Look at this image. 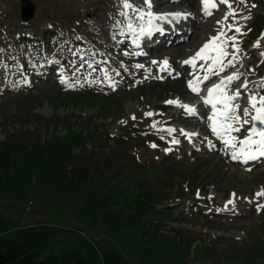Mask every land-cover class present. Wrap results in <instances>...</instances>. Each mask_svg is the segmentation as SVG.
<instances>
[{"label":"rangeland","instance_id":"obj_1","mask_svg":"<svg viewBox=\"0 0 264 264\" xmlns=\"http://www.w3.org/2000/svg\"><path fill=\"white\" fill-rule=\"evenodd\" d=\"M34 1L36 14L24 24L21 0H0V69L18 67L11 71L12 77L0 75V148L9 152L11 160V172L0 182V210L14 211L17 225L47 223L81 230L95 242L103 264H264V208H256L257 203L264 204V197H256L264 188V161L242 165L230 160L223 141L207 133L204 121L166 103L178 98L185 105L192 104L188 101L194 92L187 87L191 76L186 70L178 71L185 74L183 78L182 74L160 76L144 70L150 66L156 71L158 59L172 48L177 52L168 61L180 60L184 66L185 55L221 29L225 48L242 61L235 66L234 58H225L226 64L232 60V69L218 76L201 70L200 75L207 74L209 79L200 89L212 77L219 80L242 73L244 77L227 88L228 94L242 88L236 102L242 114L250 93L264 95V0H243L237 23L227 19L218 24L226 9L219 5L198 23L199 34L177 48L151 50L156 54L151 61L148 56L135 59L126 54L123 42L120 50L117 44L112 46L127 21L120 14L122 9L110 4L122 2ZM131 3L146 7L144 0ZM177 3H158L154 11H199L202 7L201 0ZM137 15L130 16L135 19ZM197 18L191 14L187 19ZM232 36L235 41L227 39ZM175 38L180 43L182 36L177 33ZM134 39L133 35L130 41ZM233 43L238 52H233L237 51ZM12 51L17 53L12 55ZM36 53L54 61L56 67L40 75L47 68L34 64ZM71 53L102 60L101 69L107 64L117 85L97 87L107 81L98 69L99 73L80 71L85 79L91 75L93 84L79 86L77 77L61 84V69L67 75L71 71L80 75L73 68L76 57L69 59ZM153 61L155 65H147ZM253 69H260L261 76L247 78ZM85 79L83 84L89 82ZM245 81L247 89L241 87ZM147 112L154 115L147 116ZM176 116L182 123L171 120ZM247 127L238 131L240 139ZM184 133L198 135L189 138ZM173 139L180 142L172 143ZM233 193L235 205L225 209Z\"/></svg>","mask_w":264,"mask_h":264},{"label":"snow or ice","instance_id":"obj_2","mask_svg":"<svg viewBox=\"0 0 264 264\" xmlns=\"http://www.w3.org/2000/svg\"><path fill=\"white\" fill-rule=\"evenodd\" d=\"M203 5V12L205 15L211 16L212 11L210 9L217 8L216 0H201ZM220 4H225L229 9L232 8L229 0H219ZM147 10L143 7H137L131 3V0H122V5L124 9H129L138 13L135 19L128 15L127 12L121 11V15L127 17V29L129 32H132L134 36L144 37L151 35L153 30H161L160 26L155 23L158 20H168L172 22L173 19H187L191 13L185 12H169V13H156L152 11L153 0H144ZM254 6V5H253ZM230 15H234V11H229L227 15L224 16L226 21ZM250 18V17H247ZM221 23V21H217ZM237 32L240 31L239 28L236 29ZM218 35H214L208 38V41L204 43L197 51H195L188 59L182 61L183 64L192 65L196 67L197 61H212V65L209 66L208 71L212 75H219V72L224 71L225 67L232 66V60H229L227 64L224 63L226 56L230 53L225 48V40L221 37L225 36L223 30H217ZM81 39V37H77ZM232 41H235L236 37H228ZM137 40H134V43H137ZM257 47L259 42H257ZM232 47H236L235 43L232 44ZM239 49L237 48V52ZM127 54V53H126ZM95 55V53H93ZM233 58L235 59V54ZM154 63H156L154 61ZM163 64L169 66L167 59L163 61ZM139 68H143V65H137ZM203 67V65H201ZM218 69V71L216 70ZM163 70V69H162ZM63 72V69H61ZM240 74L232 73L230 76H226L220 79L219 83L212 85L208 88L207 95L203 97L204 103L206 105H211L212 114L207 117L211 122L210 127L212 133L215 134L224 144L231 149V158L235 161H242L244 164H248L249 161H254L259 158H264V95L249 94L248 106L243 109L242 114L240 113V105L235 103L237 98L241 95L240 89L237 88L234 93L229 95L227 93L228 85L233 80H238ZM162 79V77H157ZM105 79H108L111 82V77L108 75L107 70H105ZM209 76L205 74L203 77H194L188 79L187 87L194 93L200 92V85L203 81H207ZM30 83V81L28 82ZM61 83H65L64 78H61ZM91 83V81H89ZM247 81H245L241 87L247 89ZM70 87H74V84H69ZM114 86V84H113ZM168 104H176L177 106L186 109L191 114H196V108L194 106H189L183 104L178 98L176 100H167ZM147 116H153V112L145 113ZM136 117L133 115L132 119ZM122 123H124L122 121ZM245 125H249L245 129L246 135L243 139H240L237 136H234L233 133L243 128ZM168 131L174 132L175 129H168ZM186 136L191 138L198 133H184ZM180 141L173 139L172 143L178 144ZM156 147L155 144L151 145ZM166 151H171V149H166ZM251 171V169H247ZM199 195V193H198ZM256 197H264V188L256 193ZM251 202V201H249ZM229 205L234 207L235 205V193L232 194L226 204L225 209ZM257 210L264 208V204L257 203Z\"/></svg>","mask_w":264,"mask_h":264},{"label":"bare ground","instance_id":"obj_3","mask_svg":"<svg viewBox=\"0 0 264 264\" xmlns=\"http://www.w3.org/2000/svg\"><path fill=\"white\" fill-rule=\"evenodd\" d=\"M93 1H95V3H99V2H108L109 4H110V1H114V2H122V0H93ZM179 2H183V1H185V0H178ZM188 2L190 1V2H192L193 0H187ZM232 1H234V2H232ZM229 0V2L231 3V5H232V8L231 9H229L228 8V6L227 5H223V4H220V2H219V0H216V2H217V5L219 6L220 5V7H226V9H224L223 10V13H222V16H225V15H227L228 14V12L229 11H236L237 13L235 14V16L234 15H230L229 17H228V19H230L231 21L233 20V21H235L236 23H237V17L241 14V13H243L242 12V10L240 9L241 8V5H242V7H244L243 6V3H244V1L242 0V1H240V0ZM158 3L159 2H156L155 0H153V8H152V11L153 12H156V13H169V12H176L177 10H178V12H185V13H191V14H196L197 15V20H198V23H201L203 20H205V19H207V16L206 15H204V12H203V5H202V7L200 8V10L199 11H194V10H190V11H188V10H185V9H183V8H181V9H177V10H172L171 11V8H167L166 10H164L163 12H157V11H154V9H155V6L156 5H158ZM164 4V3H163ZM111 6H112V8H114V9H116V8H121L122 9V11L124 10V12H127L128 13V15L130 16L131 14H133V12H135V11H132V10H129V9H124L123 8V5H122V3H111L110 4ZM134 5H136L137 6V4H134ZM173 6V5H172ZM141 7H143V8H145V10H147V8L145 7V6H141ZM216 8H214V10H215ZM211 11L213 10V9H210ZM191 16V15H190ZM126 21H127V17H125L124 18ZM174 21H175V19H173ZM172 20V22H169L168 20H158V21H155V22H157L156 24H158L159 26H160V29L161 30H153V32H152V34L151 35H148V36H144V39H143V37L142 38H140L139 40H137V41H142L143 42V46L142 47H149L150 48V51L151 50H153V52H156V51H159V50H161V51H163V50H165V44L163 43L164 41H166L168 44H169V46H172V45H175L176 46V48H177V46L178 45H181V44H185V43H187L190 39H191V36L194 34V35H197V34H199V31H196L195 30V28L197 27V25H198V23H195V22H192V21H189L188 19H180V20H176L178 23H174V21ZM195 21V20H194ZM218 21H225V20H221V19H219ZM226 22V21H225ZM235 23V24H236ZM219 24V23H218ZM234 24V25H235ZM126 25H127V23H126ZM180 25H184V26H180ZM233 25V24H232ZM239 26V25H238ZM228 27V26H227ZM233 27H235V29H234V31H236V29H237V26H233ZM213 28V27H212ZM177 33H180V35L182 36V38H181V41H180V43H178L179 41L177 40L176 41V38H175V34H177ZM131 34H132V32H129L128 31V29H127V27L125 26V27H123L122 28V30H120L119 32H118V41L119 42H123L124 44H126V47H127V51L125 52V53H127V54H129L130 56H132V57H134V58H137V59H141V58H145V57H147L148 55H145V54H143V53H140V54H138V49H140L141 47L139 46V45H135L133 42H131L130 40H131V38H133V36H131ZM173 35V37L174 38H170V35ZM202 34V33H201ZM207 34V33H206ZM206 34H205V37H206ZM212 35H215V33H211ZM168 35H169V37H168ZM207 35H209V34H207ZM218 35V34H217ZM130 36H131V38H130ZM149 36H152L154 39H155V36L157 37H159V39H161V37H166V39L163 41L162 39H161V42L159 43V39H158V43H153V42H151V40H150V42L148 41V38H149ZM136 37L137 36H135V39L134 40H136ZM208 38H209V36H208ZM142 39V40H141ZM205 40H206V38H205ZM204 40V41H205ZM228 41V40H227ZM131 42V43H130ZM243 42H245V41H243ZM243 42H242V45H243ZM166 43V44H167ZM155 44V45H154ZM192 44V43H191ZM193 45V44H192ZM202 45V44H201ZM201 45L200 46H195L193 49L195 50V51H197L200 47H201ZM245 45V44H244ZM243 45V46H244ZM129 48H130V50L132 51H130L129 50ZM175 48V47H174ZM237 48V47H236ZM259 48H260V46H259ZM261 48H262V46H261ZM135 49H137V50H135ZM184 49V47H182V48H180V50H183ZM192 49V50H193ZM118 50H120V49H118ZM189 50H191V49H189ZM227 50V49H226ZM179 51V50H178ZM195 51H191V52H188L187 53V55H185V60L186 59H188ZM232 51V50H231ZM152 52V51H151ZM175 52H177V50L176 49H173L172 48V50H170L169 52H167L166 54V56H163V57H161L162 59H167V60H169L170 58H172V57H174V53ZM233 52H237V51H233ZM189 53H191L190 54V56H188V54ZM229 53H231V52H229ZM232 54H234V53H232ZM72 56H75L76 57V61H77V63H76V65L73 67L74 68V70L75 71H77V70H79V72L80 71H88V70H90V69H92L94 72L95 71H97L96 69H98V70H101V71H104V73H105V70H107V72H108V75L109 76H113L114 74H113V72H111V71H109L108 70V66H107V64H105V66H106V69H104V70H102L101 69V66H102V62H100V61H94L93 59H92V57H90V56H87V55H85V56H82V57H80V58H78L76 55H72ZM150 56H152V55H150ZM39 58H41L37 53L35 54V56H34V61H35V65H42V66H46V67H48L49 69H52V68H54L56 65H55V62H53V61H49V60H47V58H41V59H44L43 60V62L42 63H40L39 61H38V59ZM225 58H233V55H228V56H226ZM162 59H158V63H157V68H156V71H151V68H150V66H148V67H145V69L144 70H146V72L147 73H150V72H152L153 74H157V75H160V76H164V75H166V74H168V75H173V74H175V73H177L179 70L180 71H185L186 69H185V67L184 66H181V64H180V60H176V61H178V62H172L173 64H170V62H169V65H170V67L169 66H166V65H164L163 64V60ZM181 59H183L182 58V56H181ZM237 61V60H236ZM236 63V62H235ZM155 65L156 63H154V61L152 62V63H150V64H147V65ZM226 64V63H225ZM143 65H145V64H143ZM201 65H204L203 66V69H205V70H208L209 69V66L210 65H212V63H211V60H208V61H197L196 62V67L195 68H199V67H201ZM178 66V67H177ZM188 66H192V65H188ZM36 67V66H35ZM175 67H177V68H175ZM139 68V67H138ZM232 69V66H228V67H225V69H224V71H222V72H228L230 69ZM71 69L72 68H70L69 70L71 71ZM163 69V70H162ZM229 69V70H228ZM142 72H143V70L142 69H140ZM216 70H218V69H216ZM91 71V70H90ZM89 71V72H90ZM0 75H2L3 73H7V72H5L4 70H2V69H0ZM98 72V71H97ZM255 72V70L254 71H252L250 74H253ZM42 72H40V74H41ZM78 72H72L71 71V73L69 74V75H67L64 71L62 72V71H60L59 72V75H60V79L63 77L64 78V80H65V83L66 82H69L71 79H74V78H80L81 79V82H80V84H79V86H81V85H87V84H93L92 82L91 83H89V82H87V83H85V84H83V82H84V77H82L81 76V74H82V72H80L79 74L80 75H78L77 74ZM87 73V72H86ZM99 73V72H98ZM75 74H77V75H75ZM95 74V73H94ZM100 74H102V73H100ZM145 74V73H144ZM183 74V73H182ZM186 74L187 75H189V76H191V79L192 78H194V77H197V76H199V77H202L200 74H199V71H194V70H191V71H187L186 70ZM238 74H242V73H239L238 72ZM86 75V74H85ZM88 75V74H87ZM90 75V74H89ZM147 75H149V76H152L151 74H147ZM183 76H185V74H183ZM249 75H247V77H248ZM95 77V76H94ZM102 77V76H101ZM101 77H98L100 80L102 79ZM103 77H105V75L103 74ZM244 76H239V78L240 79H242ZM91 79H92V76L90 75L89 77H87L85 80L86 81H91ZM189 79V78H188ZM14 80H18V79H14ZM107 81H109L108 79H106ZM13 81V80H12ZM99 80H96V82H98ZM107 81H101V83L100 84H103V85H100V86H98V85H96L97 87H106V88H109L110 86H109V82H107ZM204 82V81H203ZM65 83H61V84H65ZM218 83V82H217ZM8 88H11V86L10 85H8ZM240 91L241 92H243L242 91V88H240ZM165 108L166 109H170V108H172V105H166L165 106ZM199 113H197L196 112V114H191L190 113V118H193V117H195L196 116V118L195 119H198L199 118ZM205 116V115H204ZM177 117V116H176ZM173 118H175V117H173ZM190 118H188V119H190ZM171 120H179L181 123H182V120H180L179 119V117H177L176 119H172L171 118ZM184 120H186V119H184ZM206 126H207V124H205ZM201 129H204V128H202V126H201ZM205 130V129H204ZM208 130V131H207ZM207 133L208 132H210V130H209V128H208V126H207ZM240 131V130H239ZM238 131L236 132V136L238 135ZM237 137H239V136H237ZM217 142V141H216ZM221 145H223V148H225L226 149V151H227V153H229V154H231V149L230 148H228L225 144H224V142L223 143H221ZM226 155V154H225ZM228 156V155H227ZM229 158V157H228ZM230 160H232V158L230 157Z\"/></svg>","mask_w":264,"mask_h":264},{"label":"trees","instance_id":"obj_4","mask_svg":"<svg viewBox=\"0 0 264 264\" xmlns=\"http://www.w3.org/2000/svg\"><path fill=\"white\" fill-rule=\"evenodd\" d=\"M10 167L9 152L1 147L0 182L5 181ZM59 228L47 223H16L0 234V264H103L91 238L79 229Z\"/></svg>","mask_w":264,"mask_h":264},{"label":"water","instance_id":"obj_5","mask_svg":"<svg viewBox=\"0 0 264 264\" xmlns=\"http://www.w3.org/2000/svg\"><path fill=\"white\" fill-rule=\"evenodd\" d=\"M36 5L32 0H22V18L28 21L33 18ZM17 214L14 211L0 210V234L10 231L14 224Z\"/></svg>","mask_w":264,"mask_h":264}]
</instances>
